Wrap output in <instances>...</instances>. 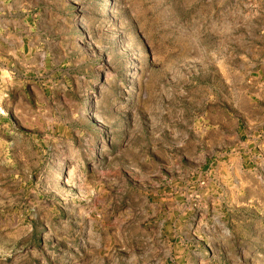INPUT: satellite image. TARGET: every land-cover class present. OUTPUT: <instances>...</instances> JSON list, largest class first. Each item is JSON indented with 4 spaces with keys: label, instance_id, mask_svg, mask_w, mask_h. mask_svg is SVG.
<instances>
[{
    "label": "rangeland",
    "instance_id": "rangeland-1",
    "mask_svg": "<svg viewBox=\"0 0 264 264\" xmlns=\"http://www.w3.org/2000/svg\"><path fill=\"white\" fill-rule=\"evenodd\" d=\"M27 1L0 264H264V0Z\"/></svg>",
    "mask_w": 264,
    "mask_h": 264
},
{
    "label": "crops",
    "instance_id": "crops-1",
    "mask_svg": "<svg viewBox=\"0 0 264 264\" xmlns=\"http://www.w3.org/2000/svg\"><path fill=\"white\" fill-rule=\"evenodd\" d=\"M29 31L28 1L0 0V103L4 109L6 106L2 104L3 98L9 94L5 85L10 88L13 82H19L20 89L26 91ZM6 115L0 112V116ZM240 145L248 149L246 143Z\"/></svg>",
    "mask_w": 264,
    "mask_h": 264
}]
</instances>
